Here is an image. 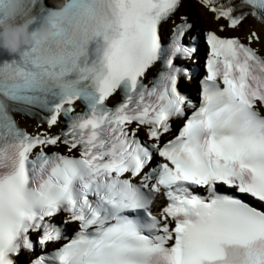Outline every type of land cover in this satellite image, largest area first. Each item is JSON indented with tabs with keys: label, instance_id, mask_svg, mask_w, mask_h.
Masks as SVG:
<instances>
[{
	"label": "snow or ice",
	"instance_id": "snow-or-ice-1",
	"mask_svg": "<svg viewBox=\"0 0 264 264\" xmlns=\"http://www.w3.org/2000/svg\"><path fill=\"white\" fill-rule=\"evenodd\" d=\"M202 2L226 21L220 31L250 16L264 24V0ZM181 3L72 0L55 55L26 49L0 63V264L37 246L27 264H264V55L253 47L264 32L204 33L210 52L197 107L182 91L194 70L175 63L197 50L195 40L183 43L191 24L180 14L168 39L162 31ZM29 11L42 16L47 7L29 0ZM111 30L117 39L105 51ZM160 60L166 70L149 87L146 74ZM83 64L94 66L91 75ZM35 109L46 115L34 133L11 115ZM62 116L65 128L53 133ZM173 118L183 123L164 140ZM159 193L167 203L157 214ZM68 223L77 225L71 236ZM49 243L58 246L45 251Z\"/></svg>",
	"mask_w": 264,
	"mask_h": 264
},
{
	"label": "clouds",
	"instance_id": "clouds-1",
	"mask_svg": "<svg viewBox=\"0 0 264 264\" xmlns=\"http://www.w3.org/2000/svg\"><path fill=\"white\" fill-rule=\"evenodd\" d=\"M72 0H54V7H47L42 16L29 11V0H0V51L18 56L26 49H34L46 56L55 55L62 41L57 38L58 24L71 18ZM104 50L117 39L114 30L107 31L102 37ZM92 64L80 65V71L91 75ZM71 91L78 87L75 81H66Z\"/></svg>",
	"mask_w": 264,
	"mask_h": 264
},
{
	"label": "bare ground",
	"instance_id": "bare-ground-1",
	"mask_svg": "<svg viewBox=\"0 0 264 264\" xmlns=\"http://www.w3.org/2000/svg\"><path fill=\"white\" fill-rule=\"evenodd\" d=\"M49 1L52 2V3L54 2V0H49ZM194 2L197 3L196 0H195ZM184 4H191V0H186V1L184 2ZM197 9H198L199 12L201 13V16H202V17H203V15H204L206 18H209V19L212 18V17H211V13L208 12V11L205 9V7L197 8ZM188 11H189V9H188ZM245 25H246V26H245ZM240 28H241L242 30H244L245 32H246V31H249V29H257L258 32H264L263 27L261 26V24L255 22L251 16H250V17H249V18L243 23L242 26H240ZM237 34L240 36V34H239L238 32H237ZM244 37H245V36H244ZM259 44H261V45L264 46V39H262V40L259 42ZM196 96H198V95L196 94ZM192 100H193V99H192ZM34 123H36V121H34ZM194 190H196V189H194Z\"/></svg>",
	"mask_w": 264,
	"mask_h": 264
},
{
	"label": "water",
	"instance_id": "water-1",
	"mask_svg": "<svg viewBox=\"0 0 264 264\" xmlns=\"http://www.w3.org/2000/svg\"><path fill=\"white\" fill-rule=\"evenodd\" d=\"M208 23H209V28L214 27V28H215L220 34H222V32H223V34H222L223 36L226 35V34H227V36H230L231 33H232V34H235V33L238 32V33L240 34L241 37H244V36H246L247 33L249 32V31H246V34H245V31H244V33H243V32H242V29H241L240 27H239L238 29H236V30H231V29H228V28L226 27L224 31H220V29H219V25H221V24H226V21H225L223 18L217 20V19L214 18V15H213L212 20H211V21H208ZM214 28H212V29L215 31ZM244 34H245V35H244Z\"/></svg>",
	"mask_w": 264,
	"mask_h": 264
},
{
	"label": "rangeland",
	"instance_id": "rangeland-1",
	"mask_svg": "<svg viewBox=\"0 0 264 264\" xmlns=\"http://www.w3.org/2000/svg\"><path fill=\"white\" fill-rule=\"evenodd\" d=\"M194 4V6L192 7V9H190L191 10V12L192 13H196L195 14V16L198 18V20H199V17H202L201 16V13L199 12V10L197 9L198 7H197V5H196V2H194L193 3ZM204 16V15H203ZM205 17H203V19H204ZM199 22H202V20H199ZM246 26V25H245ZM249 30H251V29H249ZM242 32L244 33V30H242ZM245 34H246V32H245ZM244 34V35H245Z\"/></svg>",
	"mask_w": 264,
	"mask_h": 264
}]
</instances>
